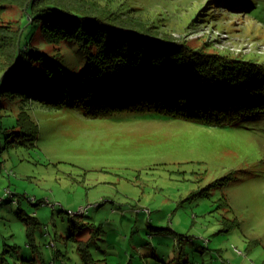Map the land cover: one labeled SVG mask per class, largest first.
<instances>
[{"label": "rangeland", "instance_id": "obj_1", "mask_svg": "<svg viewBox=\"0 0 264 264\" xmlns=\"http://www.w3.org/2000/svg\"><path fill=\"white\" fill-rule=\"evenodd\" d=\"M98 1L191 46L264 62V0ZM22 16L8 5L0 24L18 30ZM30 43L60 52L68 77L85 67L76 45L39 31ZM22 111L34 141L12 134ZM0 197V264H84L81 241L100 264H264V114L220 126L156 112L90 117L80 104L3 94Z\"/></svg>", "mask_w": 264, "mask_h": 264}, {"label": "trees", "instance_id": "obj_2", "mask_svg": "<svg viewBox=\"0 0 264 264\" xmlns=\"http://www.w3.org/2000/svg\"><path fill=\"white\" fill-rule=\"evenodd\" d=\"M8 5L22 8L23 21L18 30L0 24V95L40 97L56 108L80 104L90 117L156 112L211 126L264 114V62L191 46L98 0H0V18ZM37 31L53 46L82 50V72L68 77L55 49L34 52ZM18 121L12 134L34 141L37 124L26 111ZM38 225L32 217L30 245ZM78 250L84 264H100L88 241Z\"/></svg>", "mask_w": 264, "mask_h": 264}, {"label": "built area", "instance_id": "obj_3", "mask_svg": "<svg viewBox=\"0 0 264 264\" xmlns=\"http://www.w3.org/2000/svg\"><path fill=\"white\" fill-rule=\"evenodd\" d=\"M3 202V199L0 197V203ZM86 209L85 208H80L78 213H83Z\"/></svg>", "mask_w": 264, "mask_h": 264}]
</instances>
